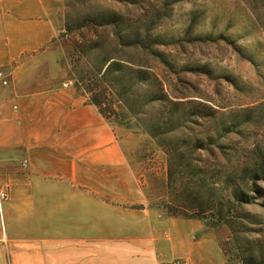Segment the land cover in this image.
Instances as JSON below:
<instances>
[{
    "label": "crops",
    "instance_id": "obj_1",
    "mask_svg": "<svg viewBox=\"0 0 264 264\" xmlns=\"http://www.w3.org/2000/svg\"><path fill=\"white\" fill-rule=\"evenodd\" d=\"M61 9L0 0V264H208L206 223L155 205L144 133L65 86Z\"/></svg>",
    "mask_w": 264,
    "mask_h": 264
},
{
    "label": "rangeland",
    "instance_id": "obj_2",
    "mask_svg": "<svg viewBox=\"0 0 264 264\" xmlns=\"http://www.w3.org/2000/svg\"><path fill=\"white\" fill-rule=\"evenodd\" d=\"M60 1L64 24L93 19L117 23L84 31V37L62 32L70 70L65 86L90 97L89 86L74 71L91 73L88 82L94 78L92 88L101 90L118 110V120L131 126L125 128L144 133L141 157L154 172L155 205L167 212L169 204L187 208L201 194L181 159L174 161L171 179L168 147L186 152L185 162L205 158L211 166L245 178L248 201L234 213L232 225L214 227L210 217L203 220L213 245L206 263L239 264L244 244L264 241V174L259 167L264 156V0ZM72 38L97 45L76 68ZM111 63L115 66L109 72ZM157 86L168 95V111L173 100L195 114L169 117L161 133L153 135L144 125L161 112L151 94ZM206 106L217 110L216 118L199 113ZM192 137L213 139L205 149H195L189 145ZM250 169L257 171L255 179L246 174ZM215 197L220 198L219 191Z\"/></svg>",
    "mask_w": 264,
    "mask_h": 264
},
{
    "label": "trees",
    "instance_id": "obj_3",
    "mask_svg": "<svg viewBox=\"0 0 264 264\" xmlns=\"http://www.w3.org/2000/svg\"><path fill=\"white\" fill-rule=\"evenodd\" d=\"M71 23L72 22L67 21L64 24V31L69 32L70 34L79 32L81 33V35H83V37L84 31L88 32L92 29L98 30L111 23L117 24L114 21L111 23H103L102 21H100V19H93L88 22L77 21L76 23ZM70 25H73L75 28H71ZM73 46L75 50L71 54V57L74 68L82 63L89 50L97 49V45L91 44L90 42H88L87 44H83L75 38L73 39ZM112 65L113 64L111 63L107 71L110 72V70L115 66V64L114 66ZM94 68H97L98 73L102 71L101 67L99 66H94ZM74 72L78 76L79 82H85L86 85L89 86V91L91 92V103L97 105L100 112L107 119L111 120L115 124L131 129V126H128L125 122L118 120V110L111 102H109L104 97V94L101 93V90H98V88H92L90 83H92V80L94 78L90 79V82H88L91 73H87L86 75H84L82 73H76V71ZM96 74L97 73H95V75ZM151 94L152 96H154V101L156 103H160V105L162 106L161 112H156L155 117L150 120L151 122L147 125H144L146 130L153 135H158L161 133V126L167 123L169 117L172 118L174 115H177L178 117H191L193 114H195L193 113V111L187 110V108L185 107L186 104L182 103V101L175 102L173 100H170L172 106L168 111L169 106H165L164 103H166V101H168L169 99L168 95L164 93L163 86H157L156 90H154ZM148 96H150V94ZM199 113L204 117L213 119L216 118L218 114L217 110L213 109V107L211 106L203 107V111L201 110ZM242 122L240 121L241 124ZM232 126H234L235 128V126L237 127L238 125L232 124ZM212 139V137H206L202 139L192 137L189 139L191 141L189 145H192V147H194L195 149H205L207 147L206 145L210 143V140ZM176 149L177 148L170 149L168 147V151L169 153H171V179H173L175 172L173 169V166H175L174 161H178L179 159H181L184 162L181 161L180 165H182L183 163L186 170L187 168L190 169L191 173L193 174V177L190 179V181L196 187L201 188V194L198 198V202L195 205H190L187 208H185L184 206H177L179 205L177 203L169 204V206H167V209L169 210L168 213L171 216L182 217L186 219L205 220L206 218L210 217L213 222L212 226L214 227L222 224H228L229 226H231L233 223L232 216L234 217L235 215L234 213L239 210L240 206H242L243 203L248 201L246 200L247 194L242 189L245 178H243L235 171L224 170L223 168H219L217 166H211L208 163V160L205 158H195L192 159V161L189 160L188 162H185L187 153L184 151L179 153L178 151H176ZM262 160L263 163H260L259 167L264 174V156L262 157ZM246 174L252 176L254 179L258 176L257 171H255L254 169H250ZM217 191H219L220 193V198L215 197ZM190 212H193V214H190ZM244 245L247 247H245V250L243 251L241 256H239L241 260L239 264H264V241L262 239H258V243L249 242L247 245ZM168 264H173V262Z\"/></svg>",
    "mask_w": 264,
    "mask_h": 264
},
{
    "label": "built area",
    "instance_id": "obj_4",
    "mask_svg": "<svg viewBox=\"0 0 264 264\" xmlns=\"http://www.w3.org/2000/svg\"><path fill=\"white\" fill-rule=\"evenodd\" d=\"M0 81L7 84L9 82V75L4 69H0ZM9 197V188L0 186V205ZM173 264H190L187 260L178 259Z\"/></svg>",
    "mask_w": 264,
    "mask_h": 264
}]
</instances>
